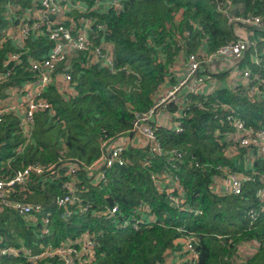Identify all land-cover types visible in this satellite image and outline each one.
<instances>
[{"label": "trees", "instance_id": "16d2710c", "mask_svg": "<svg viewBox=\"0 0 264 264\" xmlns=\"http://www.w3.org/2000/svg\"><path fill=\"white\" fill-rule=\"evenodd\" d=\"M80 1L87 10L97 1L100 9L69 14L71 22L92 23L89 48L55 70L69 79L57 77L60 82L43 90L46 108L36 110L24 128L16 111L0 119V180L9 181L28 166L46 168L22 186L4 189L9 202L39 204L41 211L25 220L0 201V247L35 254L45 243L82 235L95 247L93 258L81 264H264V159L228 139L234 120L264 129V0ZM32 5L33 0H0V31L10 26L7 19ZM226 17H255L261 27ZM244 37L242 56L212 59L210 72L209 55ZM52 45L41 30L29 34L21 48L0 34V106L32 79L27 60L44 57ZM95 48L109 56L112 68L97 60ZM15 54L18 62L10 60ZM189 55L201 63L198 75L205 86L214 88L156 109L155 116L170 119L152 122L161 153H151L130 134L134 115L148 111L159 94L177 84ZM237 68L247 69L251 80L235 76ZM256 74L259 81L252 79ZM122 137V165H112L104 180L94 181L84 167L99 159L101 143ZM70 164L76 167L71 175ZM229 174L241 181L238 194L218 189ZM69 191L75 197L67 206L71 214L60 218L54 201ZM113 206L119 212L108 217ZM45 217L49 234L40 237ZM130 221L137 222V230ZM186 235L195 240V260L181 253ZM0 264L63 263L1 256Z\"/></svg>", "mask_w": 264, "mask_h": 264}, {"label": "built area", "instance_id": "2783aa9c", "mask_svg": "<svg viewBox=\"0 0 264 264\" xmlns=\"http://www.w3.org/2000/svg\"><path fill=\"white\" fill-rule=\"evenodd\" d=\"M32 6L33 8L24 9L22 13L16 14L14 19H7L12 25L10 24L4 32L0 31V34L10 37L17 48H21L22 42L29 34L38 30L43 31L47 36V40L53 43L44 57L27 60V70L32 74V79L23 84L21 88H17V90H13L9 93L10 98L17 99L16 102L14 104L7 103L0 106V119L6 112L16 111L20 116V126H23V128L31 122L32 115L36 110L46 108V104L41 99L43 90L50 84H53L57 77H60L63 81L69 79L68 75L64 73L58 76L54 74L58 65L64 64V61L76 52L86 51L90 46L88 39L91 34L92 23L90 19L80 18L76 22H71L69 14L75 11L87 13V11L100 9V4H97L96 1L87 10L86 5L80 0H33ZM15 9L18 10V8ZM226 18L229 22L234 21L242 26L252 25L261 27L260 20L255 17ZM66 22H70V25L65 24ZM247 43L245 38L217 49L214 53L209 55V60L205 61L208 65V69L210 70L209 65L212 59H220L221 61L238 60L242 56L244 48L246 49ZM93 53L94 56L97 57V60H101L102 58L105 66L112 68L108 55L101 54L97 48L93 50ZM10 60L18 62V55H11ZM253 62L254 64L259 62L256 56H253ZM200 64L201 63L195 55H189L177 84L169 89L166 94L156 99L155 103L148 111L134 115L131 134L135 133L139 136L142 144L147 147L151 153H161L151 128L156 109L167 101L176 104L179 103L187 93L201 94L214 88V84L205 86L204 76L198 75ZM8 73L9 72L6 71L3 75L7 76L9 75ZM233 73L237 77L241 76L240 79L243 81L251 80L250 72L247 69L237 68L233 70ZM1 76L2 75H0V77ZM259 78L260 76L256 74L252 79L258 80ZM231 81L234 82V78H232ZM232 126L234 132L232 135L228 136L232 144L238 147L252 148L258 156L264 159V129L259 128L254 130L239 120H234ZM176 131H178V129H176ZM125 141L126 138L122 137L115 141H105L101 143L102 154L99 159L84 167L85 171L92 173L91 178H93L94 181L98 182L104 180L105 170L112 165H122L123 161L120 154L124 149ZM49 169L50 168H48L47 171H49ZM44 170H46V168L38 165L28 166L18 171L13 179L6 182L0 180V201L2 205L13 209L18 216L25 220L30 218L31 214L40 212L41 205L39 204L9 202L6 199L4 189L13 185L22 186L27 181L30 174L40 175ZM75 170L76 167L73 164L66 167V172L70 175L73 174ZM155 185H159L157 181ZM240 188L241 181L232 174L227 175L218 183V189L225 193L238 194ZM260 193L261 192H258V194ZM74 200L75 197L71 195L70 191L68 195L55 199L54 206L62 209L60 218H67L70 216L71 213L67 206L71 205ZM118 212V208L113 206L109 210L108 217L114 216V214ZM47 224L48 219L45 217L42 221L43 230L40 237L49 234ZM126 224L127 222H124V225ZM129 225L133 230H137L138 228L137 222L135 221H130ZM194 241L191 235H186L182 241L181 253H184L185 258L190 261L195 260L197 257L193 247ZM94 247L95 241L91 237L79 235L73 240L66 239L57 245L45 243L38 248L35 254H32L31 250L24 248L17 249L3 246L0 247V257L22 256L33 261L42 258H55L63 264H81L87 263L93 258Z\"/></svg>", "mask_w": 264, "mask_h": 264}, {"label": "crops", "instance_id": "0c3cea01", "mask_svg": "<svg viewBox=\"0 0 264 264\" xmlns=\"http://www.w3.org/2000/svg\"><path fill=\"white\" fill-rule=\"evenodd\" d=\"M181 73H182V72H181ZM181 73H180V74H181ZM55 82L58 83V82H60V81L58 80V78H56V79H55ZM167 92H168V90H167L164 94H166ZM164 94H159V95L157 96V99H158L159 97L163 96ZM16 100H17V99H15V98H11L9 103H10V104H14V103L16 102ZM162 117H163V118H161L159 114L156 115L155 118H154V120H153V122H154L155 124H158L159 121H163L164 119H166V120L170 119V116H169L168 114H162ZM134 140L136 141V139H134ZM138 140L141 142V139H140V138H138Z\"/></svg>", "mask_w": 264, "mask_h": 264}, {"label": "rangeland", "instance_id": "374dc122", "mask_svg": "<svg viewBox=\"0 0 264 264\" xmlns=\"http://www.w3.org/2000/svg\"><path fill=\"white\" fill-rule=\"evenodd\" d=\"M15 34V33H14ZM180 69H182V67L180 68ZM183 70V69H182ZM59 80V79H58ZM172 263V262H171Z\"/></svg>", "mask_w": 264, "mask_h": 264}, {"label": "water", "instance_id": "95a60500", "mask_svg": "<svg viewBox=\"0 0 264 264\" xmlns=\"http://www.w3.org/2000/svg\"><path fill=\"white\" fill-rule=\"evenodd\" d=\"M131 134V133H130Z\"/></svg>", "mask_w": 264, "mask_h": 264}]
</instances>
